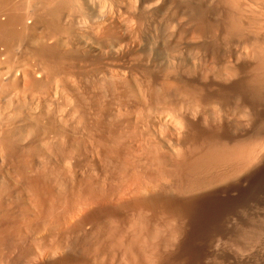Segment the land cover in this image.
<instances>
[{"label":"rangeland","instance_id":"obj_1","mask_svg":"<svg viewBox=\"0 0 264 264\" xmlns=\"http://www.w3.org/2000/svg\"><path fill=\"white\" fill-rule=\"evenodd\" d=\"M6 1L0 0V207L5 211L0 209V213L11 212L13 216L7 214L6 220L15 219L11 224H17L7 221L13 249L7 253L8 262L0 260V264H264V152L262 162L256 161L249 175L213 195L198 194L194 201L185 202L176 198L175 191L181 184L175 168L195 159L203 146L215 140L229 145L255 142L262 135L264 104L258 108L256 103L264 99L257 102L249 95L252 102L248 101L239 82L253 78L251 74L255 75V67L263 60L264 0ZM225 26L232 28L226 31ZM226 71L234 77L231 74L230 79ZM182 89H191L192 94L188 97ZM194 98L200 99V108L194 106L199 103ZM246 106L251 117L241 121ZM202 111L228 116L219 113L221 122L210 126L204 123ZM234 112L240 117L232 116ZM229 116L239 121L233 118L231 122ZM167 166L175 170L173 179L168 176L173 169ZM14 179L25 181L12 185ZM23 187L29 190L20 191ZM164 196L169 199L162 200ZM174 197L197 208L183 222L182 236L176 234L178 224L165 208L177 202ZM155 227L163 228L165 236L155 234L159 231ZM162 246H169L168 250Z\"/></svg>","mask_w":264,"mask_h":264},{"label":"bare ground","instance_id":"obj_2","mask_svg":"<svg viewBox=\"0 0 264 264\" xmlns=\"http://www.w3.org/2000/svg\"><path fill=\"white\" fill-rule=\"evenodd\" d=\"M4 1H6V0H4ZM8 1V0H7ZM6 1V2H7ZM11 1V0H10ZM28 1V0H27ZM32 1H34V0H32ZM32 1H30V2H32ZM44 1V0H43ZM46 1V0H45ZM69 1V0H68ZM72 1V0H71ZM70 1V2H71ZM126 1H128V0H126ZM134 1V0H133ZM136 1V0H135ZM171 1V0H170ZM228 1V0H227ZM46 2H48V0L46 1ZM63 2V1H62ZM65 2V1H64ZM111 2H112V0H111ZM189 2H191V1H189ZM194 2V1H193ZM196 2V1H195ZM232 2V1H231ZM3 3V2H2ZM10 3V2H9ZM17 3V2H16ZM24 3V2H23ZM37 3V2H36ZM116 3V2H115ZM123 3H124V1H123ZM134 3V2H133ZM177 3V2H176ZM187 3V2H186ZM229 3V2H228ZM235 3V2H234ZM35 4V3H34ZM120 4H121V2H120ZM130 4V3H129ZM129 4L127 5V6H129ZM132 4V3H131ZM130 4V5H131ZM196 4V3H195ZM3 5H5V4H3ZM16 5V4H15ZM28 5H29V3H28ZM39 5V4H38ZM54 5V4H53ZM63 5V4H62ZM64 5H67V2H66V4H64ZM70 5V4H69ZM206 5V4H205ZM225 5V4H224ZM49 6V5H48ZM48 6H46V7H48ZM119 6V5H118ZM121 6V5H120ZM123 6H125V5H123ZM183 6V5H182ZM209 6H210V4H209ZM229 6V5H228ZM44 7V6H43ZM52 7V6H51ZM73 7V6H72ZM213 7V6H212ZM237 7V6H236ZM238 7H239V5H238ZM39 8V7H38ZM117 8V7H116ZM124 8V7H123ZM151 8V7H150ZM185 8V7H184ZM188 8V7H187ZM229 8V7H228ZM50 10V9H49ZM56 10V9H55ZM72 11H73V9H71ZM76 10H77V8H76ZM75 10V11H76ZM124 10V9H123ZM233 10V9H232ZM240 10V9H239ZM51 11V10H50ZM237 11V10H236ZM117 12V11H116ZM121 12H123V11H121ZM233 12V11H232ZM51 13V12H50ZM55 13V12H54ZM210 13V12H209ZM236 13V12H235ZM240 13V12H239ZM112 14V13H111ZM212 14V13H211ZM252 14V13H251ZM52 15V14H51ZM231 15H233V14H231ZM253 15V14H252ZM54 16V15H53ZM75 16H76V14H75ZM111 16V15H110ZM67 17V16H66ZM70 17V16H69ZM72 17V16H71ZM228 17V16H227ZM230 17V16H229ZM228 17V18H229ZM239 17V16H238ZM243 17V16H242ZM78 18V17H77ZM225 18V17H224ZM18 19V18H17ZM16 19V17H15V19L14 20H17ZM113 19V18H112ZM111 19V20H112ZM120 19V18H119ZM234 19V18H233ZM232 19V20H233ZM226 20H227V18H226ZM231 20V19H230ZM231 20V21H232ZM238 19L236 18V21H237ZM229 21V20H228ZM125 22V21H124ZM123 22V23H124ZM224 23V22H223ZM16 24V23H15ZM230 24H236L235 22L234 23H231L230 22ZM11 25H13V24H11ZM124 25V24H123ZM222 25V24H221ZM226 26H228V22H227V24H226ZM226 26L225 27H223V28H225L226 29ZM235 26V25H234ZM123 27V26H122ZM126 27V26H125ZM124 27V28H125ZM230 27V26H229ZM229 27H228V29H229ZM129 28V27H128ZM222 28V29H223ZM230 28H232V27H230ZM236 28V27H235ZM118 29H120V28H118ZM228 29H226V31H228ZM121 30V29H120ZM235 30V29H234ZM119 31V30H118ZM237 31H238V28H237ZM172 33H174V32H172ZM232 33V32H231ZM227 34V33H226ZM170 35V34H169ZM224 36H225V34H224ZM225 38V37H224ZM264 48V47H263ZM177 49V48H176ZM118 50V49H117ZM97 51V50H96ZM176 51V50H175ZM264 51V50H263ZM173 54V53H172ZM175 54V53H174ZM178 54V53H177ZM262 54H264V53H262ZM167 56V55H166ZM176 56H178V55H176ZM258 56H259V54H258ZM257 56V57H258ZM169 57V56H168ZM162 59V58H161ZM168 59V58H167ZM171 59V58H170ZM177 59V58H176ZM173 61V60H172ZM258 61V60H257ZM167 62H168V60H167ZM191 62V61H190ZM197 62V61H196ZM196 62H195V64H196ZM171 63V62H170ZM173 63V62H172ZM167 64V63H166ZM163 65V64H162ZM254 65V64H253ZM254 68V67H253ZM211 69V68H210ZM222 69V68H221ZM220 69V70H221ZM223 69H225V68H223ZM173 70H175V69H173ZM215 70V69H214ZM217 70H218V68H217ZM217 70H215L216 71V73H217ZM225 71V70H224ZM228 71V70H227ZM226 71V72H227ZM174 72V71H173ZM213 72V71H212ZM211 72V73H212ZM230 72V71H229ZM175 73V72H174ZM215 73V74H216ZM228 73V72H227ZM233 73V72H232ZM232 73H228L229 74V76L228 77H230V75L232 74ZM207 74H209V73H207ZM219 74V75H218ZM218 74H216L215 75V77L218 75V76H220V73H218ZM222 74H224V73H222ZM221 74V75H222ZM214 75V74H213ZM234 75L235 74H232V76L234 77ZM252 75V77L253 78H251L250 77V79H246V80H242V81H238L239 82V86H240V88H241V92L243 93V95H244V97H246L247 96V100H248V96L250 95V97L249 98H251V96H253L255 99H256V101L258 102V101H262V97H263V99H264V56H263V60H261L260 59V62L257 64V66L255 67V75L254 74H251ZM254 75V76H253ZM217 76V77H218ZM214 77V78H215ZM224 77L226 78V75H224ZM223 77V78H224ZM126 78V77H125ZM218 78H222V76L221 77H218ZM218 78H215V79H217L218 81L220 80V79H218ZM235 78H236V76H235ZM130 79V78H129ZM168 79V78H167ZM207 79V78H206ZM230 79H231V77H230ZM124 80V79H123ZM131 80H133V79H131ZM169 80V79H168ZM229 80V79H228ZM233 80H234V78H233ZM240 80V79H239ZM124 81H126V79L124 80ZM123 81V82H124ZM128 81V80H127ZM126 81V82H127ZM230 81V80H229ZM235 81H236V79H235ZM109 82H111V81H109ZM114 82V81H113ZM164 82H166V81H164ZM169 82V81H168ZM117 83V82H116ZM135 83V82H134ZM171 83H173L172 81H171ZM177 83V82H176ZM109 84V83H108ZM137 84V83H136ZM161 84H163V83H161ZM169 84V83H168ZM178 84V83H177ZM134 85V84H133ZM182 85V84H181ZM235 85V84H234ZM233 85V86H234ZM178 86V85H177ZM177 86H175V87H177ZM183 86V85H182ZM230 86V85H229ZM232 86V87H233ZM236 86H237V84H236ZM238 86V87H239ZM113 87H115V86H113ZM130 87V86H129ZM136 87H138V86H136ZM161 87H165V86H161ZM174 86H173V88H175ZM237 87V88H238ZM124 88H126V87H124ZM128 88V87H127ZM133 88V87H132ZM185 88V87H184ZM138 89V88H137ZM179 89V88H178ZM186 89V88H185ZM185 89H182V90H184V92L186 91ZM231 89V88H230ZM130 90H132V89H130ZM129 90V91H130ZM139 90H141V89H139ZM173 90V89H172ZM176 90V89H175ZM191 89H189L188 91H190ZM194 90V89H193ZM228 90V89H227ZM234 90V89H233ZM237 90V89H236ZM157 91V90H156ZM166 91V90H165ZM168 91V90H167ZM185 92V93H188V97L190 96L189 94H192V93H190V92ZM195 91V90H194ZM134 92H136V91H134ZM140 92V91H139ZM159 92L161 93V91L159 90ZM164 92V91H163ZM162 92V93H163ZM172 92V91H171ZM175 92H177V91H175ZM182 92V91H181ZM184 92H182V93H184ZM191 92H192V90H191ZM198 92V91H197ZM197 92L195 93V94H197ZM131 93V92H130ZM136 93H138V92H136ZM135 93V94H136ZM141 93L142 92H140V95H141ZM156 93V92H155ZM178 93V92H177ZM176 93V94H177ZM132 94V93H131ZM135 94H132V95H135ZM144 94V93H143ZM194 94V93H193ZM211 94H213V93H211ZM218 94V93H217ZM241 94V93H240ZM161 95V94H160ZM180 95V94H179ZM183 96H185L184 94H182ZM155 96H158V95H155ZM162 96V95H161ZM181 96V95H180ZM196 96V95H195ZM199 96V95H198ZM217 96V95H216ZM174 97V96H173ZM179 97V96H178ZM186 97H187V95L184 97V99L183 100H185L186 99ZM192 97H194V95L192 96ZM209 97V96H208ZM213 97V96H212ZM211 97V98H212ZM241 97H242V94H241ZM243 97V98H244ZM252 97V98H253ZM139 98V97H138ZM160 98H162V97H160ZM168 98H170V97H168ZM191 98V97H190ZM196 98V97H195ZM194 98V102L196 101V99ZM253 98V99H254ZM134 99H135V97H134ZM141 99V98H140ZM156 99H158V98H156ZM207 99V98H206ZM252 99V100H253ZM255 99H254V102H256L255 101ZM137 100V99H136ZM142 100H143V98H142ZM176 100V99H175ZM179 100V99H178ZM187 100V99H186ZM191 101L193 100V99H190ZM200 100V99H199ZM198 100V101H199ZM138 101H140V100H138ZM155 101V100H154ZM174 101V100H173ZM181 101V100H180ZM191 101H190V103H189V101H186V102H188V104L190 105L191 104ZM198 101H196V102H198ZM248 101H250V100H248ZM141 102V101H140ZM193 101H192V105H194L193 103H194ZM196 102H195V104H196ZM203 102V101H202ZM207 102V101H206ZM206 102L204 103V104H206ZM215 102V101H214ZM250 102H252V101H250ZM249 102V103H250ZM137 103V102H136ZM136 103H134V104H136ZM143 103V102H142ZM145 103V102H144ZM172 103V102H171ZM170 103V104H171ZM176 103V102H175ZM177 103H178V101H177ZM184 103V102H183ZM209 103L211 104V102L209 101ZM208 102H207V104H209ZM202 104V103H201ZM206 104V105H207ZM209 104V105H210ZM250 104H252V103H250ZM257 105H258V108H259V105H263L264 103H262V104H258V103H256ZM140 105V104H139ZM138 105V106H139ZM169 105V104H168ZM172 105V104H171ZM198 105H200V101H199V103L198 104H196V105H194L195 107L196 106H198ZM203 105V104H202ZM206 105H204V106H206ZM207 106V108L208 107H211V106H213V104H211V106ZM244 105H245V103H244ZM248 105V104H247ZM134 106V105H133ZM203 106V107H204ZM243 106V105H242ZM250 106V105H249ZM249 106H246L245 107V110L243 111V113L241 114V118L240 119H242L241 121H243V119H244V121L245 120H247V118H248V112H246V111H249L250 109H249ZM144 107V106H143ZM186 107V106H185ZM190 107V106H189ZM195 107H190L189 109H191V108H195ZM199 108H200V106H198ZM203 107H202V109L201 110H203ZM244 107V106H243ZM183 108V107H182ZM187 108H188V106H187ZM198 108V109H199ZM212 109H213V107H211ZM218 108V107H217ZM216 108V110H217V112L219 111L218 109ZM242 108V107H241ZM139 109H141V107L139 108ZM186 109V108H185ZM197 108H196V110H198ZM220 109V108H219ZM247 109V110H246ZM263 109V108H262ZM261 109V110H262ZM116 110V109H115ZM121 110V109H120ZM192 110V109H191ZM191 110H190V112H191ZM194 110V109H193ZM207 110V109H206ZM221 110V109H220ZM117 111V110H116ZM123 111V110H122ZM124 111H125V109H124ZM184 112H186L185 110H183ZM188 111V110H187ZM195 111V110H194ZM205 111V110H204ZM223 111V110H222ZM263 111V110H262ZM127 112V111H126ZM193 112V111H192ZM200 112V111H199ZM229 112V111H228ZM231 112H233V111H231ZM122 113V112H121ZM120 113V114H121ZM128 113H130V112H128ZM132 113V112H131ZM138 113V112H137ZM139 113H140V111H139ZM202 113H203V115H201V117L203 118V120H204V123H209V125L211 126V125H213V123H215V122H218V123H220L221 122V117H219L218 116V114L219 113H221V111L219 112V113H215L214 111H210V112H203L202 111ZM225 113V112H224ZM224 113L222 112L221 114H223L224 115ZM227 113V112H226ZM114 114V113H113ZM124 114V113H123ZM126 114V113H125ZM124 114V115H125ZM142 114V113H141ZM190 114V113H189ZM205 114V115H204ZM221 114H219V115H221ZM231 114V113H230ZM138 115V114H137ZM140 115V114H139ZM179 115H182L183 116V114H179ZM191 115V114H190ZM197 116H198V113L196 114ZM223 115H222V117H223ZM236 115V112H234V114L232 115V116H235ZM239 115V117H240V114L238 113L235 117H237ZM263 115V114H262ZM262 115H260V116H262ZM130 116V115H129ZM132 116V115H131ZM135 116V115H134ZM224 116H226V114L224 115ZM228 116V115H227ZM226 116V117H227ZM137 117V116H136ZM140 117H141V115H140ZM189 117H191V116H189ZM194 118H195V116H193ZM235 117H233V118H235ZM243 117V118H242ZM249 117H251V116H249ZM114 118V117H113ZM135 118V117H134ZM229 118H230V120L232 119L233 120V118H231V116H229ZM264 117H262V119H263ZM132 119V118H131ZM144 119V118H143ZM187 119V118H186ZM196 119V118H195ZM224 119H227V118H225L224 117ZM236 119V120H235ZM233 121H239V120H237V118H235ZM239 119V118H238ZM151 120V119H150ZM232 120H231V122H232ZM264 120V119H263ZM61 121H62V119H61ZM64 121V120H63ZM113 121V120H112ZM120 121V120H119ZM141 121V120H140ZM159 121V120H158ZM186 121V120H185ZM194 121V120H193ZM224 121V120H223ZM225 121H229V120H225ZM248 121V120H247ZM246 121V122H247ZM251 121H252V119H251ZM251 121H249V124L250 125H252V123H250ZM259 121V120H258ZM262 121V120H261ZM122 122V121H121ZM138 122H139V120H138ZM137 122V123H138ZM152 122H154L153 121V119H152ZM157 122V121H156ZM181 122V121H180ZM231 122H230V124H231ZM141 123V122H140ZM179 123V122H178ZM178 123H176V124H178ZM184 123V122H183ZM200 123V122H199ZM242 123V122H241ZM240 122L239 123H236L237 125L238 124H241ZM264 123V122H263ZM163 124V123H162ZM181 124V123H180ZM179 124V125H180ZM190 124V123H189ZM217 123H215V125H216ZM249 124H247V125H249ZM256 124V123H255ZM261 124V123H260ZM137 125V124H136ZM142 125H144V124H142ZM151 125V124H150ZM159 125V124H158ZM201 125V124H200ZM200 125H198V127L200 126ZM206 125V124H205ZM208 125V126H209ZM218 125V124H217ZM234 125V124H233ZM249 125V126H250ZM257 125V124H256ZM135 126V125H134ZM139 126V125H138ZM141 126V125H140ZM157 126V125H156ZM164 126H166V125H164ZM168 126V125H167ZM185 126V125H184ZM187 126V125H186ZM189 126V125H188ZM201 126H203V125H201ZM226 126V125H225ZM254 126V125H253ZM261 126H263V125H261ZM260 126V127H261ZM79 127V126H78ZM163 127V126H162ZM178 127H180V126H178ZM182 127V126H181ZM205 127H207V126H205ZM214 127H216V128H219V127H217V126H214ZM222 128H223V126H221ZM220 127V128H221ZM238 126H236V127H234V128H237ZM241 127V126H240ZM258 127L259 126H257V129H258ZM260 127H259V129L258 130H260ZM118 128H120V126L118 127ZM129 128V127H128ZM141 128V127H140ZM142 128H143V126H142ZM146 128V127H145ZM149 128V127H148ZM168 128V127H167ZM173 128V127H172ZM175 128H176V126H175ZM213 128V127H212ZM251 128V127H250ZM263 128V127H262ZM79 129H80V127H79ZM82 129V128H81ZM116 129V128H115ZM122 129V128H121ZM131 129V128H130ZM150 129H152V128H150ZM162 129V128H161ZM166 129V128H165ZM177 129H179V128H177ZM187 128H185V130H186ZM190 129V128H189ZM211 129V128H210ZM224 129L225 128H223V129H221V130H223V132H224ZM253 129H256V128H253ZM264 129V128H263ZM120 130V129H119ZM141 130V129H140ZM153 130H155V129H153ZM157 130V129H156ZM162 130H164V129H162ZM168 130V129H167ZM175 130V129H174ZM180 130V129H179ZM182 130H184V129H182ZM181 130V131H182ZM217 130H219V129H217ZM227 130V129H226ZM234 130H236V129H234ZM81 131V130H80ZM115 131H117V130H115ZM130 132H131V130H129ZM145 131V130H144ZM212 131V130H211ZM216 131V130H215ZM244 131H246V129L244 130ZM261 131H263V132H261ZM260 132V134H262V135H260V137H255V140L257 139V141H255V142H246V140H245V142H243V140H242V143H240V142H236L235 141V143L234 144H231V145H229L228 143L226 144V142H225V144H224V142H223V144L221 143H219V144H217L215 141H214V143H216V144H209L208 143V145L206 146V147H204L203 146V149L202 150H198L199 151V155L195 158V159H193L192 161H188V162H183L182 164H179L176 168H175V170H177L179 173H180V175L179 176H177L176 178L179 180V182H181V184L179 185V186H177V188L175 189V191H176V198H181V200H183V201H185V202H187L186 200H193L194 199V197L196 198L197 196H198V194L200 195V194H206V193H212V195H213V192L215 191V190H218L219 188H221L222 186L224 187V185H225V187H226V185H228L229 183L230 184H234V183H231V182H236V181H240L241 180V177L242 176H244L245 177V175H249L248 173L249 172H251V170H252V168H253V165H254V163H256V161H258V160H262V159H264V158H262L261 159V157L263 156V152H264V130H261ZM120 132V131H119ZM125 133H126V131H124ZM136 132V131H135ZM154 132H156V131H154ZM170 132V131H169ZM168 132V133H169ZM173 132V131H172ZM186 132V131H185ZM188 132V131H187ZM198 132H200V131H198ZM217 132V131H216ZM221 132V131H220ZM227 132V131H226ZM248 132V131H247ZM256 131H254V133H255ZM83 133V132H82ZM121 133V132H120ZM120 133H119V135H120ZM181 133V132H180ZM215 133V132H214ZM222 133V132H221ZM81 134V133H80ZM124 134V133H123ZM130 134V133H129ZM129 134H128V136H129ZM187 134V133H186ZM211 134H213V133H211ZM251 134V133H250ZM257 134V133H256ZM76 135V134H75ZM82 135H84V134H82ZM81 135V136H82ZM130 135H132V134H130ZM139 135H143V134H140L139 133ZM153 135V134H152ZM172 135V134H171ZM176 135V134H175ZM177 135H179V134H177ZM216 135V134H215ZM253 135V134H252ZM76 136H78V135H76ZM92 136V135H91ZM122 136V135H121ZM124 136H126V134L124 135ZM136 136H138V134L136 135ZM149 136H150V134H149ZM168 136V135H167ZM214 136V135H213ZM249 136V135H248ZM120 137V136H119ZM127 137V136H126ZM125 137V138H126ZM135 137V136H134ZM148 137V136H147ZM161 137L162 136H160V139H161ZM179 137H181V136H178V139H179ZM208 137V136H207ZM249 137H251V136H249ZM98 138V137H97ZM106 138V137H105ZM105 138H104V140H105ZM122 138V137H121ZM139 138V137H138ZM138 138H137V140H138ZM149 138V137H148ZM150 138H152V137H150ZM149 138V139H150ZM183 138V137H182ZM215 138V137H214ZM253 138H254V136H253ZM83 139V138H82ZM92 139V141H93V138H91ZM94 139H96L95 137H94ZM117 139H118V137H117ZM134 139V138H133ZM141 139V138H140ZM153 139V138H152ZM162 139H163V137H162ZM171 139H173V137L171 138ZM213 139V138H212ZM249 139V138H248ZM113 140V139H112ZM116 140V139H115ZM155 140V139H154ZM177 140V139H176ZM180 140V139H179ZM186 140V139H185ZM253 140V139H252ZM91 141V142H92ZM102 141V144H103V142H105V141H103V140H101ZM109 141V140H108ZM108 141H106V142H108ZM120 141V140H119ZM128 141V140H127ZM143 141V140H142ZM178 141V140H177ZM209 141V140H208ZM77 142V141H76ZM116 142H118V141H116ZM152 142V141H151ZM158 142H159V140H158ZM170 142V141H169ZM179 142V141H178ZM177 142V143H178ZM220 142V141H219ZM79 143V142H78ZM83 143V142H82ZM90 143V142H89ZM96 143V142H95ZM130 143V142H129ZM132 143V142H131ZM141 143V142H140ZM140 143H139V145H140ZM42 144V143H41ZM97 144H98V141H97ZM96 144V145H97ZM123 144V143H122ZM164 144V143H163ZM169 144V143H168ZM170 144H171V142H170ZM169 144V145H170ZM180 144V143H179ZM79 145V144H78ZM99 145V144H98ZM106 145V144H105ZM114 145V144H113ZM128 145V144H127ZM130 145V144H129ZM136 145V144H135ZM143 145H146V144H144L143 143ZM152 145V144H151ZM198 145V144H197ZM203 145V144H202ZM206 145V144H205ZM43 146H44V144H43ZM116 146V145H115ZM132 146V145H131ZM142 146V145H141ZM156 146V145H155ZM159 146V145H158ZM158 146H156V149H157V147ZM167 146V145H166ZM176 146V145H175ZM181 146V145H180ZM196 146V145H195ZM194 146V147H195ZM106 147V146H105ZM118 147V146H117ZM136 147V146H135ZM145 147V146H144ZM143 146H142V148H144ZM152 147V146H151ZM150 147V148H151ZM178 147H179V145H178ZM182 147V146H181ZM187 147V146H186ZM43 148V147H42ZM89 148V147H88ZM100 148H101V146H100ZM132 148V147H131ZM148 148V147H147ZM172 148H173V146H172ZM180 148V147H179ZM183 148V147H182ZM191 147H189V149H190ZM99 149V148H98ZM103 149V148H102ZM119 149V148H118ZM123 149V148H122ZM145 149V148H144ZM155 149V147L152 149V150H154ZM160 149V148H159ZM171 149V148H170ZM192 149H193V147H192ZM194 149H197V148H194ZM108 150V149H107ZM130 150V149H129ZM135 150V149H134ZM162 150V149H161ZM160 150V151H161ZM176 149H174V151H175ZM183 150V149H182ZM91 151V150H90ZM89 151V152H90ZM95 151V150H94ZM122 151V150H121ZM125 151V150H124ZM132 151V150H131ZM138 151H140V150H138ZM155 151V150H154ZM157 152H156V154L158 153V151L159 150H156ZM163 151V150H162ZM177 151V150H176ZM184 151H186V150H184ZM191 151V150H190ZM1 152V151H0ZM38 152H40L41 153V151H38ZM37 152V153H38ZM98 152V151H97ZM105 152H107L106 151V149H105ZM118 152V151H117ZM144 152V151H143ZM150 152V151H149ZM164 152V151H163ZM166 152V151H165ZM179 152H181L180 151V149H179ZM183 152V151H182ZM187 152V151H186ZM194 152H196L195 150H194ZM2 153V152H1ZM0 153V154H1ZM93 153V152H92ZM103 153V152H102ZM136 153V152H135ZM138 153V152H137ZM136 153V154H137ZM152 153H155V152H152ZM192 153V152H191ZM263 153V154H262ZM97 154V153H96ZM118 154V153H117ZM126 154V153H125ZM135 154V155H136ZM184 154V153H183ZM182 154V155H183ZM193 154V153H192ZM196 154V153H195ZM2 155V154H1ZM0 155V156H1ZM41 155V154H40ZM98 155V154H97ZM96 155V156H97ZM101 155V154H100ZM111 155V154H110ZM121 155V154H120ZM134 155V154H133ZM139 155V154H138ZM152 154H150L149 155V157L151 156ZM159 155V154H158ZM179 155H181L180 153H179ZM189 155H190V153H189ZM99 156V155H98ZM116 156V155H115ZM152 156H155V155H152ZM164 156V155H163ZM178 156V155H177ZM188 156V155H187ZM118 157V156H117ZM121 157V156H120ZM123 157V156H122ZM130 157H132V155L130 156ZM141 157V159H142V156H140ZM144 157V156H143ZM157 157L158 156H156V159H157ZM165 157V156H164ZM164 157H162L161 156V158H164ZM180 157V156H179ZM93 158V157H92ZM100 158H102V157H100ZM99 157H98V159H100ZM170 158H171V156H170ZM182 158H183V156H182ZM185 158H187V157H185ZM1 159V158H0ZM109 160L111 159V158H108ZM120 159V158H119ZM118 159V160H119ZM127 159H129V158H127ZM154 159V158H153ZM172 159V158H171ZM184 159V158H183ZM90 160V159H89ZM93 160V159H92ZM91 160V161H92ZM97 160V159H96ZM108 160V161H109ZM117 160V161H118ZM120 160H122V159H120ZM137 160V159H136ZM143 160V159H142ZM155 160V159H154ZM158 160H159V158H158ZM158 160H155V162L156 161H158ZM167 160V159H166ZM1 161H3V159L1 160ZM0 161V162H1ZM113 161V160H112ZM124 161V160H123ZM126 161V160H125ZM139 160H137V162H138ZM162 161V160H161ZM164 161H165V159H164ZM186 161V160H185ZM115 162V161H114ZM129 162V161H128ZM128 162H126V163H128ZM133 162H135V161H133ZM153 162V161H152ZM174 162V161H173ZM262 162V161H261ZM109 163V162H108ZM113 163V162H112ZM118 163V162H117ZM141 163H142V161H141ZM159 163H160V161H159ZM165 163H167V162H165ZM175 163V162H174ZM125 164V163H124ZM123 164V165H124ZM154 164V163H153ZM155 164H158V162L157 163H155ZM171 164V163H170ZM176 164H178V162L176 163ZM175 164V165H176ZM258 164V163H257ZM260 164V163H259ZM118 165H119V163H118ZM128 165H130V164H128ZM128 165H126V166H128ZM140 165V164H139ZM159 165H161V164H159ZM108 167H109V165H107ZM107 166H105V167H107ZM113 166V165H112ZM111 166V167H112ZM156 166H158V165H156ZM155 166V167H156ZM174 166V165H173ZM257 166V165H256ZM4 167V166H3ZM163 167V166H162ZM164 167H166V165L164 166ZM1 168V167H0ZM103 168H104V166H103ZM121 168V167H120ZM137 168V167H136ZM160 168H161V166H160ZM167 168H170V169H173V170H171V171H169L170 173H169V177L170 178H172L173 176L171 175V173H175L174 171V168L172 167H168L167 166ZM166 168V171L168 170ZM255 168V167H254ZM4 170H5V168H3ZM2 169V170H3ZM126 169H127V167H126ZM125 169V170H126ZM158 169V168H157ZM169 169V170H170ZM78 170V169H77ZM105 170V169H104ZM129 170V169H128ZM161 170V169H160ZM22 171V170H21ZM112 171V170H111ZM173 171V172H172ZM7 172H9V171H7ZM18 172V171H17ZM133 172V171H132ZM160 172V171H159ZM158 172V173H159ZM164 172H165V170H164ZM5 173H6V170H5ZM4 173V174H5ZM16 173V172H15ZM82 173V172H81ZM112 173V172H111ZM8 174H10V173H7V174H5V175H7V176H9ZM39 174V173H38ZM167 174V173H166ZM178 174V173H177ZM0 175H1V169H0ZM4 175V176H5ZM16 175V174H15ZM20 175H22V174H20ZM85 175V174H84ZM124 175V174H123ZM163 176H164V173L162 174ZM174 175V174H173ZM3 176V175H2ZM19 176V175H18ZM41 176V175H40ZM77 176H79L78 174H77ZM166 176V175H165ZM11 177V176H10ZM26 177V176H25ZM27 177H28V174H27ZM26 177V178H27ZM34 177V176H33ZM89 177V176H88ZM104 177V176H103ZM121 177V176H120ZM3 178V177H2ZM5 179L4 180H6V178H9V177H4ZM18 178V177H17ZM22 178H23V175H22ZM25 178V179H26ZM39 178V177H38ZM42 178V177H41ZM83 178V177H82ZM81 178V179H82ZM167 178V177H166ZM24 179V178H23ZM22 179V180H23ZM28 179H31V178H28ZM100 179H101V177H100ZM103 179V178H102ZM173 179V178H172ZM1 180H3V179H1ZM0 180V181H1ZM9 180H10V178H9ZM15 180V179H14ZM21 179H19V181H20ZM38 180V179H37ZM36 180V181H37ZM78 180V179H77ZM118 180V179H117ZM25 181V180H24ZM24 181H22V184H23V182ZM81 181H83V180H81ZM93 181H94V179H93ZM115 181V180H114ZM167 181H168V179H167ZM7 182V181H6ZM12 182H13V180H12ZM16 182V183H15ZM17 180H15L13 183H11L12 185L15 183V184H17ZM34 182V181H33ZM87 182V181H86ZM90 182V181H89ZM104 182H105V180H104ZM109 182V181H108ZM118 182V181H117ZM169 182V181H168ZM18 183H20L21 184V181L20 182H18ZM26 183V182H25ZM24 183V186L26 185ZM28 183H29V180H28ZM106 183V182H105ZM114 183V182H113ZM177 183V182H176ZM237 183V182H236ZM10 183H8V185H9ZM21 184V185H22ZM80 184V183H79ZM93 184V183H92ZM97 184H99V183H97ZM108 184V183H107ZM119 184V183H118ZM19 185V184H18ZM89 185V184H88ZM101 185V184H100ZM116 185H117V183H116ZM115 185V186H116ZM16 186V185H15ZM29 186H30V184H29ZM90 186V185H89ZM92 186V185H91ZM98 186V185H97ZM113 186V185H112ZM168 186V185H167ZM0 187H2V186H0ZM3 187H5V186H3ZM6 187H8V186H6ZM10 187H12V186H10ZM14 187V186H13ZM27 187H28V185H27ZM30 187H32V186H30ZM29 187V188H30ZM80 187V186H79ZM95 187V186H94ZM15 188V187H14ZM13 188V189H14ZM20 188H21V186H20ZM25 188V189H24ZM100 188V187H99ZM230 188V187H229ZM8 189V188H7ZM7 189H4V190H6V192H7ZM12 189V190H13ZM16 189V188H15ZM23 189H24V191H23ZM86 189H88V188H86ZM167 189V188H166ZM226 189H228V188H226ZM17 191H18V189H16ZM20 191H22V192H25L26 190H29V189H26V187H23L22 188V190L21 189H19ZM31 190V189H30ZM89 190V189H88ZM96 190V189H95ZM223 190V189H222ZM8 191H9V189H8ZM19 191V192H20ZM113 191V190H112ZM219 191V190H218ZM229 191V190H228ZM12 192V191H11ZM27 192V191H26ZM96 192V191H95ZM123 192V191H122ZM149 192V191H148ZM172 192H174V190L172 191ZM1 193H3V190H2V192L0 191V195H1ZM10 193V192H9ZM220 193V192H219ZM7 194V193H6ZM5 194V195H6ZM13 194V193H12ZM23 194V193H22ZM214 194H215V192H214ZM3 195V194H2ZM9 195V194H8ZM26 195V194H25ZM197 195V196H196ZM218 195V194H217ZM4 196V195H3ZM7 196V195H6ZM10 196L11 195H9V198H10ZM168 196V195H167ZM202 196V195H201ZM200 196V197H201ZM0 197H2V196H0ZM5 197V196H4ZM21 197V196H20ZM166 196H164L163 198H162V200L165 198ZM13 198V197H12ZM169 199V197H166L165 198V200H168ZM175 198V197H174ZM175 198V201H177L178 199H176ZM203 198V197H202ZM206 198V197H205ZM2 199V198H1ZM26 199V198H25ZM24 199V200H25ZM199 199V198H198ZM3 200V199H2ZM1 200V201H2ZM6 200H7V198H6ZM6 200L4 201L5 203H6ZM20 200H22V198L20 199ZM171 200V199H170ZM169 200V201H170ZM174 200V199H173ZM173 200H171L172 202H173ZM16 201V200H15ZM28 201V200H27ZM194 201V200H193ZM3 202V203H4ZM21 202V201H20ZM165 202H167V201H165ZM172 202H169V203H171V204H173ZM180 202V200L179 201H177L176 203H174V205H172L171 206V209L170 208H167V207H165L166 209H169L170 211H168V212H170V214L172 215L171 216V218L173 219V220H175L176 221V225L178 224V229H177V231H176V234L178 233L180 236H182V235H184L183 234V232H184V230H183V225L185 224V222L184 221H186L187 219H189L191 216H192V214L193 213H195L197 210V208H196V206L195 205H192V204H183L182 202L181 203H179ZM206 202V201H205ZM214 202V201H213ZM22 203V202H21ZM25 203H26V201H25ZM196 203V202H195ZM224 203V202H223ZM14 204V203H13ZM20 204V203H19ZM165 204V203H164ZM168 204V203H167ZM213 204V203H212ZM1 205H4V204H1ZM10 205V204H9ZM167 206V205H166ZM204 206V205H203ZM214 206V205H213ZM7 207H8V205H7ZM23 207V206H22ZM21 207V208H22ZM159 207H160V204H159ZM169 207V206H168ZM4 209H6V206H4L3 207ZM9 208L11 209V207L9 206ZM163 208H164V206H163ZM0 209H1V207H0ZM8 209V208H7ZM9 209V210H10ZM17 209V208H16ZM19 209V208H18ZM165 209V210H166ZM2 211H3V213L5 212L3 209H1ZM161 210V209H160ZM159 210V211H160ZM205 210V209H204ZM210 210H211V208H210ZM213 210V209H212ZM246 210V209H245ZM162 212H163V210H161ZM247 211V210H246ZM9 212V211H8ZM13 212V211H12ZM21 212V211H20ZM166 212H167V210H166ZM168 212L166 213V214H168ZM11 213V212H10ZM7 213V214H9L10 216H13V214L11 213ZM26 213V212H25ZM164 213H165V211H164ZM163 213V214H164ZM7 214L6 215H4V214H2V212L0 213V260H3L4 262H8V257L9 256H7L8 254V252H10L11 251V249H13V247H12V234H13V232H12V227L10 228L9 227V224L8 223H12L11 221H15V219H11V221L9 222L8 220H6L7 218H6V216H7ZM18 214V213H17ZM23 214V213H22ZM217 214V213H216ZM20 215V214H19ZM26 215V214H25ZM165 215V214H164ZM195 215V214H194ZM158 216V215H157ZM160 217H161V215H159ZM168 216H170L169 214H168ZM167 216V217H168ZM8 217V216H7ZM19 217V216H18ZM23 217V216H22ZM21 217V220L23 219ZM163 217V216H162ZM166 217V216H165ZM166 217V218H167ZM218 217V216H217ZM229 217V216H228ZM231 218H232V216H230ZM10 218V217H9ZM8 218V219H9ZM12 218V217H11ZM164 218V217H163ZM165 218V219H166ZM199 218V217H198ZM158 219V218H157ZM161 220H162V218H160ZM215 219V218H214ZM20 220V219H19ZM19 220H18V223H19ZM173 220H172V222H173ZM191 220H192V218H191ZM202 220V219H201ZM7 221H8V223H7ZM17 221V220H16ZM160 221V220H159ZM163 221V220H162ZM162 221H160V222H162ZM165 221V220H164ZM169 221H170V219H169ZM175 221H174V224H172V225H175ZM221 221V220H220ZM158 222V221H157ZM166 222V221H165ZM183 222H184V224H183ZM14 223V222H13ZM168 223V222H167ZM169 223H171V221L169 222ZM188 223V222H187ZM224 223V222H223ZM14 224H17L16 222L14 223ZM14 224H11V226L13 225L14 226ZM228 224H229V222H228ZM158 225V224H157ZM176 225H175V227H176ZM197 225V224H196ZM231 225V224H230ZM230 225H228V227H230ZM187 226V225H186ZM25 227V226H24ZM160 227V226H159ZM167 227H169V226H166L165 228L167 229V230H169V228H167ZM185 227V226H184ZM248 227V226H247ZM14 228V227H13ZM22 228V227H21ZM238 228V227H237ZM24 229V232H25V228H23ZM22 229V230H23ZM153 229H156V227L155 228H153ZM172 229H174V228H172L171 227V229L170 230H172ZM186 229H187V227H186ZM185 229V230H186ZM231 229V228H230ZM19 230V229H18ZM156 230H159V231H161V232H159V231H156V233L155 234H157V233H161L160 235L163 237V236H165V235H162V231H163V228H162V230H160V228H158V229H156ZM216 230V229H215ZM247 230V229H246ZM249 230V229H248ZM13 231H15V230H13ZM155 230H153V232H154ZM27 232V231H26ZM149 233H150V231H148ZM147 232V233H148ZM164 232V231H163ZM175 232V231H174ZM174 232L172 231V234L175 236V234H174ZM238 232V231H237ZM237 232H236V234H237ZM249 232H251V231H249ZM17 233V232H16ZM141 233V232H140ZM139 233V234H140ZM253 233H254V231H253ZM259 233H260V231H259ZM163 234H165V233H163ZM171 234V235H172ZM235 234V235H236ZM258 233H256V235H257ZM23 235H24V233H23ZM147 235H151V234H147ZM159 235V236H160ZM170 235V234H169ZM186 235V234H185ZM234 235V234H233ZM240 234L238 233V236H239ZM22 236V235H21ZM152 236V235H151ZM154 236H157V238H160L158 235H154V233H153V237ZM237 236V237H238ZM241 236V235H240ZM239 236V237H240ZM244 236V235H243ZM23 237V236H22ZM22 237H21V239H22ZM24 237H25V235H24ZM162 237H161V240H162ZM177 237V236H176ZM179 237V236H178ZM177 237V238H178ZM220 237V236H219ZM228 237V236H227ZM242 237V236H241ZM253 237V236H252ZM251 237V238H252ZM14 238V237H13ZM136 238V237H135ZM149 238V237H148ZM156 238V239H157ZM165 239H166V237H164ZM169 238V237H168ZM170 238H171V236H170ZM180 238V237H179ZM234 238V237H233ZM19 239V238H18ZM150 239V238H149ZM164 239V241L167 243V241H168V239H167V241ZM217 239H219V238H217ZM227 239V238H226ZM254 240H255V238H253ZM14 240V239H13ZM23 240V239H22ZM158 240V242H159V239H157ZM170 240V239H169ZM172 240V239H171ZM170 240V241H171ZM174 240H176V239H174ZM220 240V239H219ZM237 240V239H236ZM16 241V240H15ZM14 241V242H15ZM131 241H133V240H131ZM150 241V240H149ZM151 241H153V239L151 240ZM154 241H155V239H154ZM170 241L168 242V243H170ZM177 241V240H176ZM17 242V241H16ZM15 242V243H16ZM19 242V241H18ZM161 242V241H160ZM159 242V243H160ZM173 242V241H172ZM233 242V241H232ZM22 243V242H21ZM161 243H163V242H161ZM19 244V243H18ZM172 244V243H171ZM130 245H133V243L132 244H130ZM136 245V244H135ZM152 245V244H151ZM150 245V246H151ZM157 245H158V243H157ZM156 244L154 245L155 247L157 246ZM162 245V244H161ZM164 245V244H163ZM170 245V244H169ZM150 246H149V248H150ZM171 246V245H170ZM173 246V245H172ZM174 246H175V244H174ZM24 247V246H23ZM27 247V246H26ZM147 247H148V245H147ZM152 247V246H151ZM155 247H153V248H155ZM159 247H161L160 245H159ZM163 248L164 247H166V246H162ZM167 247H169V246H167ZM166 247V248H167ZM146 248V247H145ZM152 248V249H153ZM157 248V247H156ZM165 248V249H166ZM24 249H26V248H24ZM23 249V250H24ZM28 249V248H27ZM26 249V250H27ZM126 249H127V247H126ZM129 249V248H128ZM134 249V248H133ZM140 249V248H139ZM160 249V248H159ZM164 249V250H165ZM170 249V248H169ZM25 250V251H26ZM132 250V249H131ZM144 250V249H143ZM143 250H141V251H143ZM149 250V249H148ZM150 250H151V248H150ZM157 250H158V248H157ZM156 249H155V251H157ZM167 250H168V248H167ZM166 250V251H167ZM13 251H15V250H13ZM17 251V250H16ZM15 251V252H16ZM21 251V253L22 252H24V251H22V250H20ZM27 251H29V249L27 250ZM133 251V250H132ZM152 251V250H151ZM155 251H154V253H155ZM6 252V255H4V253ZM18 252V251H17ZM31 252V251H30ZM126 252V251H125ZM136 253H137V251H135ZM138 252H140V251H138ZM146 252V251H145ZM149 252V251H148ZM159 252H160V250H159ZM158 252V253H159ZM14 253V252H13ZM18 253H20V252H18ZM127 253V252H126ZM141 253V252H140ZM174 253V252H173ZM23 254V253H22ZM24 254H25V252H24ZM24 254L22 255V256H24ZM128 254V253H127ZM130 254V253H129ZM139 254V253H138ZM142 254H144V253H142ZM146 254V253H145ZM152 254H153V252H152ZM135 255V254H134ZM164 255V254H163ZM19 256V255H18ZM21 256V257H22ZM132 256V255H131ZM143 256V255H142ZM162 256V255H161ZM171 256V255H170ZM160 257V256H159ZM27 258V257H26ZM132 258V257H131ZM138 258V257H137ZM140 258V257H139ZM18 259V258H17ZM20 259V258H19ZM166 259H167V256H166ZM135 261H137V260H135ZM171 261V260H170ZM132 262V261H131ZM130 262V263H131ZM172 262H173V260H172ZM1 263V262H0ZM12 263H15L16 264V262H12ZM22 263V262H21ZM8 264V263H7ZM10 264V263H9ZM136 264V263H135ZM138 264V263H137ZM168 264V263H167ZM180 264V263H179Z\"/></svg>","mask_w":264,"mask_h":264}]
</instances>
